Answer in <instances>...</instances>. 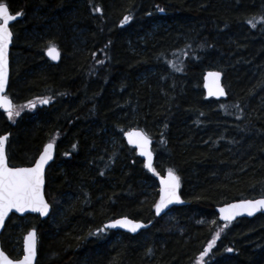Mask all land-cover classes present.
<instances>
[{
	"label": "trees",
	"instance_id": "16d2710c",
	"mask_svg": "<svg viewBox=\"0 0 264 264\" xmlns=\"http://www.w3.org/2000/svg\"><path fill=\"white\" fill-rule=\"evenodd\" d=\"M3 1L22 15L12 25L8 87L22 110L13 120L0 111V133H10L9 163L29 164L47 140L65 148V158L48 167L46 192L68 204L61 217L54 216L57 207L43 220L10 215L1 248L17 257L13 247L36 226L41 247L52 253L38 264H190L224 227L204 264H264V214L226 227L195 221L215 204L264 196V30L255 22L264 17V0ZM103 23L120 28L104 31ZM50 43L62 56L41 66L37 53ZM161 54L173 55L178 66L163 80L155 69ZM209 68L223 72L227 101L204 99L201 79ZM70 95L77 98L72 105ZM38 98L48 102L29 110L28 102ZM164 119L171 155L165 165L155 158L153 169L178 174L189 205L172 213L187 228L172 232L156 220L136 235L105 233L103 220L152 217L156 196L151 187L142 198L137 185L154 180V172L127 159L108 170L101 165L112 158L108 134L122 120L119 135L149 122L165 126Z\"/></svg>",
	"mask_w": 264,
	"mask_h": 264
},
{
	"label": "bare ground",
	"instance_id": "6f19581e",
	"mask_svg": "<svg viewBox=\"0 0 264 264\" xmlns=\"http://www.w3.org/2000/svg\"><path fill=\"white\" fill-rule=\"evenodd\" d=\"M4 3H6L8 5V3L6 1H3ZM9 7V6H8ZM257 9V8H256ZM12 13H16V12H20V11H12ZM21 13V12H20ZM255 15V14H254ZM22 18V15L19 16L18 19H16L14 22H12L10 24V30H11V33H12V43H11V47H10V54H9V57H10V71H11V62H12V46H13V41H14V33H13V29H12V25L19 19ZM256 18V15L255 17H253V20H255ZM251 20V19H250ZM247 22H250V21H247ZM252 22V21H251ZM254 22V21H253ZM252 22V23H253ZM257 22L256 24H258L260 27H262L264 30V22L261 20V19H258V17L256 18V21ZM101 28L107 31H111V29L113 28H120L119 25H114V24H110V23H103L101 25ZM262 44H264V41L262 42ZM56 49L58 50L57 52L59 53V57H58V60L57 62H54V60L52 58H50L47 54V52L45 51V49L48 48V46L44 47L41 51L40 54L37 53V61L39 62V65H44L46 66L47 64H57L61 58V50L59 49V47L55 46ZM16 53V52H15ZM162 53H165V52H162ZM33 55H35V53L33 52ZM41 56H42V60H41ZM174 57L173 55H168V54H161L159 55L158 57V60H159V67H155L156 69V74L163 80L165 79L168 75H169V72L171 70H177L178 69V66L174 65L171 61H170V58ZM161 64V65H160ZM206 70H218V69H214V68H209V69H205L204 71ZM203 71V73H204ZM220 71V70H218ZM221 74H222V77H223V72L220 71ZM203 73H202V77H203ZM10 76H11V72L9 73V78H8V84H7V89H6V93L7 95L11 98L12 100V110H13V116L10 120H13L15 117H17L18 115H20V110H22L21 108V105L17 104V102L15 101V99L13 98V96L8 92V87H9V82H10ZM202 82H203V78L201 79V89H202V92H203V96H204V99H213V100H216V101H227V97H228V89L226 88V86L223 84V87L225 89V93H226V96L225 98L223 99H215L213 97H210V98H207L205 96V92H204V89H203V86H202ZM260 92H262V94H264V84L262 85V88L260 90ZM69 104H74L76 103L77 101V98L75 95H70L69 99ZM257 101H258V97H257ZM48 102V99L47 98H44V99H36L34 100L33 102H31V106H29L28 104V107H29V110L35 112V110H37L39 107L45 105L46 103ZM261 104V102H259ZM122 111H126V108H128V103L127 104H124L122 106ZM0 111L6 115V117L9 119L8 117V114H7V111H4L2 110V108L0 107ZM28 111V110H26ZM125 114V113H123ZM124 116V115H123ZM164 121L166 122V125L165 126H162V125H156L155 123H146V126L144 125V129H141V128H136V127H133V126H130V127H127V128H124L121 132V135H119V130L121 128H123L121 125L122 123H124V125H126L124 122V120H122V123L121 124H115L114 125V128H115V132L111 134H108V142L109 144H111V147H110V157L111 160H110V163L106 164L104 163V161L101 162V165L105 166L104 168L106 170H108L114 163L115 160L119 161L120 164H122L126 159L130 162V164L136 166L137 167H140L142 168L145 172L149 173V174H152L154 172V169L152 171H149V170H146L145 167H144V160L142 159V157L140 155H138V153L136 152V149L133 145H130L125 139H124V133L128 130H130L131 128H135V129H139V130H142V132L144 134L147 135L148 139H149V142H150V150L151 152L153 153L154 155V161H155V158L159 160V162H162L163 165L169 163L167 161H165L166 157L167 156H170L171 153L169 152H166V147L164 145L166 139L164 136H166L167 134V130H168V127H167V122H169L167 119H164ZM16 122V120L14 121V123ZM13 124V123H12ZM128 124V123H127ZM4 133H8V139H7V145H6V151H7V156H8V148H9V138H10V133L9 131H5V132H2L0 133L1 134H4ZM48 141H52L54 142L53 140H47V141H44L40 147V150L43 146L44 143L48 142ZM55 143V147H54V154H53V158H52V161L50 162V164L55 160V158H59V159H64L65 158V155L68 153L67 150L65 151L64 149H58L57 147V143ZM40 150L38 151V153L36 154V156L33 158V160L29 163V164H26V165H31L34 163V161L36 160ZM98 157H100V153L97 154ZM109 156L106 157V159H108ZM161 159H163L161 161ZM171 163V162H170ZM50 164L45 168V171H44V186H43V190H44V198H45V201L47 202V204L49 205V212L47 214V216L43 219H46L48 217H50L52 215V212H53V208L54 207H57V213L54 214V216H57V217H61L64 213V210L66 209L65 207L67 206L68 203L67 202V198L66 197H63V196H60L58 194H55V193H49L46 192L47 190V179H46V174H47V170H48V167L50 166ZM93 164L96 165V161L94 162L93 161ZM174 165V164H173ZM153 167H154V162H153ZM120 170L124 171L125 169H122V167H119ZM125 168V167H124ZM169 169H172L171 167H167V168H164L163 170L161 171H158V172H154L153 175H154V180H151V178H148L146 180L142 179L139 182H137V185L141 188L142 190V198H143V194H145L147 191H149V189L152 187L155 191H156V196H155V199L153 200V203H152V211H153V216L150 217L149 219L147 220H143V219H139V218H136V217H131L130 215L128 214H121V215H118L116 217H113V218H109V219H106V220H103L101 223H100V229H102L105 233L107 232H116V233H127L129 235H136L137 233H140L144 230H146L148 227L151 226V224L156 221V220H159L161 221L163 224L167 225V229H169L170 231L172 232H178L180 231L181 229V232H183V230H185V228H187L186 226H181L180 223L176 220V218L174 217L173 213H172V210H173V207H176V206H186V205H189V201L186 200L181 191H182V184L180 182V178L178 176V174L174 171V169H172L175 174L178 176L179 178V182H178V185H177V194L179 195L180 197V201L182 203L180 204H171L163 213L161 214H156L155 212V207L154 205L157 203V201L159 200L160 198V184H159V181L157 180V177L158 176H161L163 177L165 175L166 172H168ZM119 170V171H120ZM156 173V174H155ZM260 196H257V197H242V198H237V199H232V200H229L227 202H224V203H219V204H215L213 205L212 207V211L210 213H208L206 215V217H202V216H199V219L195 220L196 218H192L193 220L197 221V222H201L203 219L204 220H208L209 223H214V221H217L218 223H220L222 226H225L227 224H231L233 222H237L238 220L242 219V218H246V219H250L258 214H264V213H257L255 214L254 216L252 217H245V216H238L236 217L235 219L233 220H222L219 218V212L217 210V207L218 206H221L223 204H229L233 201H239V200H245V199H255V198H258ZM141 198V200H142ZM146 200L144 199V202ZM60 209L62 210V212L60 213ZM25 215H34V216H37L40 220H43L40 218V216L36 213H33V214H25ZM24 216V215H23ZM121 217H127L129 221H140L142 227L144 228H140L136 233H132L130 230H128L127 228H123V227H116L115 229H112V228H108V227H105V223H107L108 221H111V220H119ZM202 219V220H201ZM7 220V219H6ZM6 222V221H5ZM5 224V223H4ZM226 227V226H225ZM29 229H33V230H36V241H35V247H34V255L32 257V261L34 264H38V261H43V260H46V259H49L50 257H52V255H49V254H52V253H46L43 248L41 247L42 245V242L43 240H41L39 237H38V233H37V227L36 226H30V228H28L24 233L23 235L29 230ZM226 228H222V229H218L213 238L211 239L213 241V243L208 247V250L205 252V246L208 245L209 243V239L208 241L205 243L206 245L204 246L203 250L201 252H204V256L201 257L199 260L197 259L199 255L196 256L195 259H193L190 264H204L206 262H208L209 258H210V255H211V252L209 253V248L214 245L215 243V239L214 238H217L219 237V235H221L224 230ZM23 235L20 239V244L17 245V246H14L13 248L14 249H19V250H16V253H17V257L13 258L12 259H15L16 261L20 260L23 258L24 256V250H23ZM243 237H241V239L239 240L238 238V243L243 241L244 238L242 239ZM87 240V239H86ZM236 243V241H231V243ZM41 247V249H40ZM3 250V249H2ZM41 250L40 254H39V251ZM4 251V250H3ZM5 252V251H4ZM15 252V251H14ZM200 252V253H201ZM6 253V252H5ZM199 253V254H200ZM7 254V253H6ZM8 255V254H7Z\"/></svg>",
	"mask_w": 264,
	"mask_h": 264
},
{
	"label": "snow or ice",
	"instance_id": "6c2138e0",
	"mask_svg": "<svg viewBox=\"0 0 264 264\" xmlns=\"http://www.w3.org/2000/svg\"><path fill=\"white\" fill-rule=\"evenodd\" d=\"M20 12L11 13L6 3L0 0V92L5 87V83L8 76V45L9 39L12 35L8 22L14 18V16L20 15ZM128 17L125 16V19ZM258 19H264V17H258ZM124 23V20L120 21ZM251 22V21H250ZM46 52L54 59L56 58L54 53L57 52L55 45L49 44ZM218 72H211L205 74V80L208 77H219ZM212 84L215 85V94L222 93V88L213 79ZM31 106V102H28ZM0 106L4 107L7 111L9 119L13 116V106L7 96L0 95ZM133 133L135 138H133ZM133 133H125L129 137V142L138 145L137 150L144 153L145 156H150V152L147 151L146 145L148 137L143 132L133 130ZM8 133L0 135V220L4 218L9 209H17L24 211V209H35L41 213L48 209V204L44 200L41 194V185L43 183V169L45 161L49 158L51 148V142L44 145V151H41L36 158L35 163L30 166L21 167H9L5 159L4 153V141ZM149 167L151 164L146 161ZM179 178L172 169L168 170V176L162 178V187L160 189V199L154 205L157 211H159L169 200H178L180 197L176 194V187L178 185ZM264 208V196L258 197L254 200H240L233 201L231 204H227L221 207V215L225 220H231L236 212H247L251 214L257 209ZM124 223V227L140 225V221H129L127 217H121L119 220L108 221V224ZM213 243L209 241L205 246V252L208 247ZM35 247V233L30 230L25 236L24 256L18 261H12L5 259L4 264H31V259L34 255ZM3 253H0V257ZM204 256V252H201L198 256V260Z\"/></svg>",
	"mask_w": 264,
	"mask_h": 264
},
{
	"label": "water",
	"instance_id": "95a60500",
	"mask_svg": "<svg viewBox=\"0 0 264 264\" xmlns=\"http://www.w3.org/2000/svg\"><path fill=\"white\" fill-rule=\"evenodd\" d=\"M7 6H8V5H7ZM8 8H9V7H8ZM9 11H10V9H9ZM10 12H11V11H10ZM11 13H12V12H11ZM20 15H21V14H20ZM20 15H18V16H14V18L8 22V24H9V28H10V24H11L12 22H14L16 19H18ZM11 43H12V35H11V37H10V39H9V45H8V76H7V80H6V83H5V87H4V89L2 90V92H0V95L7 96V97L9 98V100L11 101V104H12V100H11V98H10V97L7 95V93H6L7 84H8V78H9V73H10V57H9V54H10ZM57 51H58V50H57ZM47 54H48V52H47ZM54 55H55V57H56L55 59H54L52 56H50V55L48 54V56H49L50 58H52V59L54 60V62H57L58 57H59V53L56 52V53H54ZM211 72H218L220 75H219V77H215V78L209 76V77H208V80L206 81V80H205V74H206V73H211ZM202 78H203L202 86H203V89H204V92H205V96H206L207 98H210V97H213V98H215V99H223V98H225L226 93H225V89H224L223 84H222V74H221L220 71H218V70H206V71H204V73H203V77H202ZM213 79H215V81L219 84L220 88H222V90H223L222 93L219 94V95H216V94H215L216 88H215V85L212 84ZM0 107L2 108V110L6 111L4 107H2V106H0ZM133 130H137V131L142 132V130L135 129V128H131L130 130L126 131L125 133H133ZM125 133H124V139H125L130 145H133V146L135 147L136 152L138 153V155H140V156L142 157V159L144 160V167H145V169H146V170H149V171H152V170H153L154 155H153V153H152L151 150H150V142H149V139H148V141H147L146 149H147L148 152H150V156H145L143 152L137 150L138 145L129 142V137H128L127 135H125ZM1 135H3V134H1ZM133 138H135L134 133H133ZM7 139H8V135H7V137L5 138V141H4V153H5V159H6V162L8 163L9 167L30 166V165H10V164H9V160H8V156H7V151H6ZM49 142H51V148L49 149L50 156H49V158L45 161V164H44V169H43V183H42V185H41V194H42L43 198L45 197V196H44V190H43V186H44V171H45V168H46V167L50 164V162L52 161L53 154H54V147H55V143H54V142H52V141H48V142H46V143H49ZM46 143L43 144V146H42L40 152H41V151H44V145H45ZM40 152H39V154H40ZM39 154H38V156H39ZM38 156H37V157H38ZM146 161H149V162H150L151 167H149L148 164H146ZM34 163H35V161H34ZM167 176H168V172H166L165 175H164L163 177H161V176H158V177H157V180L159 181V184H160V189H161V187H162V178H166ZM176 194H177V188H176ZM160 195H161V192H160ZM177 195H178V194H177ZM178 196H179V195H178ZM260 197H261V196H260ZM159 199H160V198H159ZM255 199H257V198H255ZM44 200H45V198H44ZM245 200H254V199H245ZM239 201H240V200H239ZM173 203H175V204H180V203H182V202L180 201V199H178V200H169V201H168V202H167V203H166V204H165V205H164L159 211H157L156 208H155V212H156V214L159 215V214L163 213V212H164V211H165V210H166L171 204H173ZM231 203H232V202H231ZM231 203H229V204H231ZM224 205H225V204H223V205L217 207V210H218V212H219V218L222 219V220H225V218H224V216L221 215V211H220V209H221V207L224 206ZM226 205H227V204H226ZM49 209H50V208H49V205H48V209H47L45 212H43V213H41L39 210L29 209V208L24 209V211H19V210H17V209H9V210L7 211V213H6V215L4 216V218H3L2 220H0V234H1L2 230H3L4 223H5L6 219H7L10 215L23 216V215H25V214H33V213H36V214H38V215L40 216L41 219H43V218H45V217L47 216V214H48V212H49ZM257 213H264V208L257 209L255 212H252L251 214H249V213H247V212H240V211H238V212H236V214L232 217L231 220L235 219V218L238 217V216H240V217H242V216H245V217H252V216H254V215L257 214ZM124 223H125V222H123V221H122L121 223H118V224H108V222H107V223H105V227L112 228V229H115L116 227H123V228H127V229L130 230L132 233H136L140 228H144V227H142L141 224H140L138 227H136V226L124 227ZM30 230L34 231V233H35V241H36V230L29 229V230L23 235V242H22V244H23V250H24V247H25V236H26V234H27ZM0 253H3V256L0 257V264H4L5 259L12 260V261H16L15 259H12L9 255H7V254L2 250L1 246H0ZM31 264H34L32 260H31Z\"/></svg>",
	"mask_w": 264,
	"mask_h": 264
},
{
	"label": "rangeland",
	"instance_id": "374dc122",
	"mask_svg": "<svg viewBox=\"0 0 264 264\" xmlns=\"http://www.w3.org/2000/svg\"><path fill=\"white\" fill-rule=\"evenodd\" d=\"M60 213L62 212V210L60 209V211H59Z\"/></svg>",
	"mask_w": 264,
	"mask_h": 264
}]
</instances>
